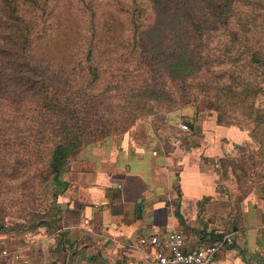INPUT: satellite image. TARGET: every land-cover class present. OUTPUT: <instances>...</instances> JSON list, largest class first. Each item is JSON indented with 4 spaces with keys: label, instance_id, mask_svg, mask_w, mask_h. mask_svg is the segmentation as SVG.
Returning <instances> with one entry per match:
<instances>
[{
    "label": "trees",
    "instance_id": "trees-1",
    "mask_svg": "<svg viewBox=\"0 0 264 264\" xmlns=\"http://www.w3.org/2000/svg\"><path fill=\"white\" fill-rule=\"evenodd\" d=\"M149 1L113 0L111 11L99 0L82 10L87 1L79 0L87 23L81 42L50 0H0V183L9 174L21 178L26 208L50 182L55 195L64 191L60 177L83 149L126 133L142 117L166 123L186 106L196 116L216 111L220 123L249 121L264 144V0H167L164 10L181 28L167 33L164 46L159 0ZM197 20L217 37L198 61L190 30ZM16 77L20 87L6 97ZM4 102L13 107L1 113ZM107 193L121 200L119 189ZM81 206L71 210L79 218ZM12 214L0 207V232ZM176 215L183 221L179 209Z\"/></svg>",
    "mask_w": 264,
    "mask_h": 264
},
{
    "label": "crops",
    "instance_id": "crops-1",
    "mask_svg": "<svg viewBox=\"0 0 264 264\" xmlns=\"http://www.w3.org/2000/svg\"><path fill=\"white\" fill-rule=\"evenodd\" d=\"M182 110L176 114L183 119ZM192 110L191 131L179 126L182 136L158 134L145 145L125 134L86 147L60 177L65 189L59 201L70 210L82 205L80 218L64 229L69 235L37 231L36 259L1 255L0 264H149L155 248L142 245L140 237L171 231L184 234L186 249L232 235L213 264H264V180L237 208L234 175L219 170L222 159L259 148L254 126L220 123L213 111L196 116ZM173 118L168 115L167 122ZM109 189H119L121 200L108 196Z\"/></svg>",
    "mask_w": 264,
    "mask_h": 264
},
{
    "label": "rangeland",
    "instance_id": "rangeland-1",
    "mask_svg": "<svg viewBox=\"0 0 264 264\" xmlns=\"http://www.w3.org/2000/svg\"><path fill=\"white\" fill-rule=\"evenodd\" d=\"M86 1V4L80 2L81 5H83L82 10H89L91 7L92 2H90V0ZM94 1L98 4V0ZM99 1L104 3L105 8L108 4L113 3V0ZM78 2L79 0H50L49 8H54V10L56 8V15H58L60 9H64L65 11L62 13V17L64 18L66 25H68L69 27H73L76 31L74 38L78 41L83 42V32L81 35L78 32L83 30L85 28L84 26H86L87 23L84 16L80 12H77V10L80 9L76 7L80 5V3L78 4ZM166 3L167 0H159L158 8L161 17L163 18V24H161V27H159V43L163 46L165 43H169V40L167 39V33H172V30L174 29L176 31H180L181 28V24L176 25L174 23V17L171 18V14L165 12L164 6ZM149 6H154L153 0L149 1ZM108 8L110 7H107V9ZM110 10L113 11L112 8H110ZM96 13L98 16V10H96ZM207 18H209L208 15H206V19ZM197 19H199V15L197 16ZM110 23H112V21H110ZM211 26L212 25L209 24V22L201 23L199 22V20H197L196 26L194 28L190 27V30H192L194 34V39H197H195L197 45V47H195L196 53L193 56L197 61L205 53L207 54L208 50L210 49L208 45H211L217 41V37H215L214 31L210 28ZM211 35H214L212 39L209 38ZM200 36H203V38ZM206 46L207 51L205 50ZM238 71H242L241 66L238 67ZM17 79L18 77L8 81L9 86H7V88L5 89L6 97L11 96L12 91L19 89L20 86L18 84L21 83V81H18ZM258 104L261 106L263 105L264 107V92L260 93ZM4 105L7 106L4 107ZM4 105L1 113H5L8 111V109H11L13 107L8 102H4ZM182 109V113H184L186 116L183 119L182 117H180V115L176 114V112L178 113L179 110L169 113V115H173L174 118L171 120V122L166 121V123L158 121L156 123L154 117H142L136 120L134 125L126 133L113 137L120 139L125 134H129L131 136H134V138H138L139 142L145 143V145H147L154 135L157 136L158 134H162L163 136H165V139L166 137H174L178 134L182 136L184 135V132L179 131V126L183 123H190L192 117L191 115L193 112L192 109H194V107L186 106ZM207 111L209 110H205L204 112ZM213 112L217 113L216 111ZM250 124L251 123H249L248 121L246 125L242 126H253ZM253 139L257 144H259L258 149H255V147L250 148L249 152L246 153L243 157L238 158V160L228 161V158H226V161H220L219 170L222 176H226L227 171H230L231 169L234 175L233 181L238 185L239 193L234 200V202L236 203L234 206H236L237 208L239 205L237 203L238 200H242L251 192V190L255 186V182L259 183L260 180H264V144L261 145L260 148V143L258 142L259 140H256L255 138ZM153 146H155V142L152 143V146H150V148ZM168 148H170V146ZM85 149H83L79 154H81ZM79 154H77L75 157H77ZM10 163L12 165L13 161L11 160ZM229 166L232 167L229 168ZM21 181V178H16V176L9 174L8 177L4 181L2 180V182L0 183V207L5 209L6 211H10V213H13L11 216L3 220L5 230L0 232V246L2 247L0 249V253L3 250H7L13 260L19 262L23 259H36L35 256L37 257L40 255L39 252L38 254L34 255L33 245H36L37 247V241H39L40 239L35 232L41 230H45L50 234L53 232H62L64 231L66 226L77 221V219L79 218V214L78 212H76V210L71 211L68 207L65 208L63 205V200L61 199V201H59L61 193L58 195L54 194L56 192V188L52 182L46 185V187L41 191H38V193H43V197L39 198L34 207L26 208V206H24L22 201L20 200V195L22 193ZM222 185L223 184H220V187H222ZM44 220L48 222H54V225H41V223H43L42 221ZM34 224L36 226L38 225L35 230L26 229V226ZM33 232L35 233V235H30L29 237L26 236L27 233L29 235ZM17 251H19L20 256H15ZM1 257L2 256L0 255V259Z\"/></svg>",
    "mask_w": 264,
    "mask_h": 264
},
{
    "label": "built area",
    "instance_id": "built-area-1",
    "mask_svg": "<svg viewBox=\"0 0 264 264\" xmlns=\"http://www.w3.org/2000/svg\"><path fill=\"white\" fill-rule=\"evenodd\" d=\"M186 132L191 131L188 123L180 125ZM232 235H225L210 245H203L194 249H186V240L181 231H171L165 235H143L139 242L142 245L152 246L155 253L149 264H213L219 250L226 243L232 242ZM0 255H9L3 250ZM20 256L19 251L15 256Z\"/></svg>",
    "mask_w": 264,
    "mask_h": 264
},
{
    "label": "water",
    "instance_id": "water-1",
    "mask_svg": "<svg viewBox=\"0 0 264 264\" xmlns=\"http://www.w3.org/2000/svg\"><path fill=\"white\" fill-rule=\"evenodd\" d=\"M189 124V123H188ZM190 126H192V124H190Z\"/></svg>",
    "mask_w": 264,
    "mask_h": 264
}]
</instances>
